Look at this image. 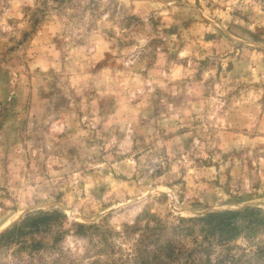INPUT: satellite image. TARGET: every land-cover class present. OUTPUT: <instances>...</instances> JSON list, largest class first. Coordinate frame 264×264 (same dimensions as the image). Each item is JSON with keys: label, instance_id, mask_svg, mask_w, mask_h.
Here are the masks:
<instances>
[{"label": "rangeland", "instance_id": "374dc122", "mask_svg": "<svg viewBox=\"0 0 264 264\" xmlns=\"http://www.w3.org/2000/svg\"><path fill=\"white\" fill-rule=\"evenodd\" d=\"M248 207L264 211V0H0V235L58 210L47 264H133L126 227L148 211L184 264L180 218Z\"/></svg>", "mask_w": 264, "mask_h": 264}, {"label": "trees", "instance_id": "16d2710c", "mask_svg": "<svg viewBox=\"0 0 264 264\" xmlns=\"http://www.w3.org/2000/svg\"><path fill=\"white\" fill-rule=\"evenodd\" d=\"M66 221L67 216L58 210L30 214L0 235V249L10 248L19 257L25 253L26 264H34L37 260L38 264H47L45 255L51 253L61 234L65 233ZM72 230L77 237L104 235L102 227L97 224L74 222ZM173 230L179 234L186 232V236L192 237L194 245L191 250H186L184 264H264V240L257 239L260 234L264 235V211L261 209L248 207L235 212L210 213L200 218H180ZM125 232L129 235L140 233L131 256L133 264L178 263L184 255L183 246H177L172 239H162L167 236L166 230L148 211L133 226H127ZM239 238L246 239L248 249L236 245Z\"/></svg>", "mask_w": 264, "mask_h": 264}]
</instances>
